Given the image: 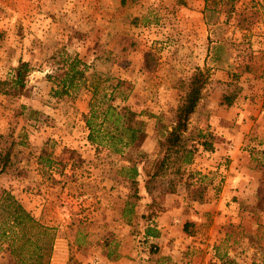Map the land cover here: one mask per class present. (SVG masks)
Masks as SVG:
<instances>
[{"label":"rangeland","instance_id":"1","mask_svg":"<svg viewBox=\"0 0 264 264\" xmlns=\"http://www.w3.org/2000/svg\"><path fill=\"white\" fill-rule=\"evenodd\" d=\"M66 54L88 66L87 81L56 98L46 75L61 73ZM19 61L31 68L26 87L4 93ZM197 67L209 79L189 130L210 132L218 149L197 154L193 177L142 174L131 197L107 141L87 140L90 107H127L136 146L152 153ZM0 82V148L21 142L0 189L54 230L59 262L84 253L111 264H264V0H0ZM39 155L53 159L57 183ZM170 180L175 193H165ZM147 225L158 237H143Z\"/></svg>","mask_w":264,"mask_h":264},{"label":"trees","instance_id":"2","mask_svg":"<svg viewBox=\"0 0 264 264\" xmlns=\"http://www.w3.org/2000/svg\"><path fill=\"white\" fill-rule=\"evenodd\" d=\"M219 1L232 4L235 0ZM87 67L76 55L66 54L59 67L61 73L55 76L46 75V78L53 83L51 95L59 98L72 95V93L78 94L86 84ZM30 70L27 61H19L8 82L9 90L3 92L20 93L23 91ZM208 79V70L197 67L186 84L182 85V94L175 108L173 122L170 128L166 129L157 139L152 153L140 150L136 146L135 142L140 130L126 124L128 114H133L127 107L118 109L112 104H107L104 108L90 107L89 115L85 120L88 129L87 140L97 146L106 145L102 141H107L108 150L116 154L120 161V165L115 170L116 174L122 177L129 186L131 197H140L138 186L142 174L148 180L165 179L167 174H173L176 177L186 174L187 177H193L198 172H191L188 169L197 154L201 151L214 152L213 137L210 132L199 129L196 134H191L189 130L190 119L201 103ZM91 87L96 92L98 87L96 85ZM233 101V94L224 95L219 105L228 108ZM97 119L100 120L99 123L96 122ZM105 122L112 126L102 132L101 126ZM5 140L7 137L0 134V142H5ZM263 141L264 139L261 142ZM20 143V140L16 141L14 138L8 145L0 148V173L7 172L14 165L15 159L11 158L15 153L13 147ZM37 164L39 170L45 173L44 175L50 182L57 183V180L49 174L54 164L52 158L39 155ZM183 184L189 185L186 180ZM175 185V182L170 180L165 193H175ZM199 191L198 189L193 191V198L201 196ZM155 215L157 213L151 211L145 219L150 220ZM158 235L159 232L154 226H145L144 238L158 237ZM54 240L55 233L51 227L44 225L39 218L26 210L11 192L0 189V253L8 254L10 264H50ZM107 257L109 258L110 255L108 254Z\"/></svg>","mask_w":264,"mask_h":264},{"label":"crops","instance_id":"3","mask_svg":"<svg viewBox=\"0 0 264 264\" xmlns=\"http://www.w3.org/2000/svg\"><path fill=\"white\" fill-rule=\"evenodd\" d=\"M233 121L230 122V124L232 123ZM230 124L228 126H230ZM218 149V146L217 148L215 147V150ZM215 150H214V153H215ZM195 166V165H194ZM92 209V208H91ZM64 238V237H63ZM65 240V239H63ZM66 242V241H65ZM60 243V242H59ZM58 244V243H56ZM60 245V244H59ZM61 246H59V249ZM56 249V248H55ZM84 254V253H83ZM81 253L79 254H76L75 255V259L77 261L78 264H111V260H108L106 257H102V258H92V255H83ZM55 253H53V256H52V259L50 261V264H65L64 263V260L59 262L56 258H55ZM120 260V259H119ZM114 264H116V262L114 261Z\"/></svg>","mask_w":264,"mask_h":264}]
</instances>
